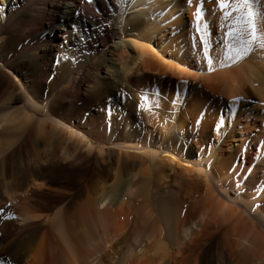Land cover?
<instances>
[{
  "label": "bare ground",
  "instance_id": "1",
  "mask_svg": "<svg viewBox=\"0 0 264 264\" xmlns=\"http://www.w3.org/2000/svg\"><path fill=\"white\" fill-rule=\"evenodd\" d=\"M85 2L0 0V61L29 69L46 47L90 53L93 70L76 71H87L78 87L85 93L93 87L92 96L103 104L112 97L107 105L115 110L120 104L139 110L144 129L126 126L138 153H124L104 173L97 166L90 189L70 197L67 210L29 209L30 192L51 188L39 180L43 165L73 167L94 150L65 131L79 88L75 97L59 90L52 96L58 120L37 119L44 94L27 74L32 89L0 109V214L8 212L21 226L17 238L0 246V256L13 264H264V49L231 66L217 62L209 72L192 48L199 42L191 23L199 0H93L87 9ZM214 8L215 0H204L215 41L221 33ZM83 37L95 41L84 44ZM104 70L112 71L113 82L100 78ZM117 87L121 98L114 96ZM23 147L34 167L13 183L8 162ZM98 152L101 158L104 151Z\"/></svg>",
  "mask_w": 264,
  "mask_h": 264
},
{
  "label": "rangeland",
  "instance_id": "2",
  "mask_svg": "<svg viewBox=\"0 0 264 264\" xmlns=\"http://www.w3.org/2000/svg\"><path fill=\"white\" fill-rule=\"evenodd\" d=\"M85 3L87 4V2ZM86 4H84L85 5L84 7L87 9L88 4L87 5ZM29 9L25 12H31V9L30 10ZM23 15L25 14L23 13L21 17ZM34 17H37L38 19V16H32V15L30 16L26 15L25 18L29 20L31 18V20H33ZM97 18L102 22V24L107 26L110 25V22L108 21L107 17L103 16L102 18V15L99 16L97 15ZM28 28L29 26H25L26 31H28L27 35H29L31 32L30 29ZM36 29L41 30V26H38ZM93 38L94 37H83L81 38V40L82 43L88 44L95 41ZM66 41L71 42V38L66 37ZM109 45H112L111 41ZM103 47L104 46H101L100 48L101 51L105 53ZM39 52L40 55L42 56V59L39 62L40 64L39 63L37 65L34 64L29 69L22 67V65L18 67L17 63L14 66L15 62L10 59H7L6 61L3 62L0 61V65H1L0 66V109L2 108L1 107L2 103L9 98H13L12 99L13 101L16 99H17L16 101H18V99L20 100L23 99L22 98L23 95H25V93H27L29 89H32L29 86L28 82L26 81L27 79L31 78L33 82H35L34 90H38L39 92H43L44 94V99L42 100L43 102L40 100L41 102L38 103L40 104V106H42L41 110L39 112L34 113V115H36L35 118L45 119L49 117L54 120H58L59 113L56 110H54L53 107L51 108L49 104L52 102V96H54V94L57 93L59 90L65 95L67 96L69 95L68 97H75L77 96V90H78L77 88H79L80 90V92H78L79 100L76 99L74 101L73 112L68 116H66L65 131L67 129L68 132L74 133L78 137H84L85 141L93 145V150H94L91 153V155L90 154L84 155V158H86V156L88 155L87 156L88 160L84 159L85 160V161L83 160L84 163L82 161V163H79L78 165L73 167L65 166L60 163H55V165L51 169H49L48 164L42 166L45 170H40L41 178L39 180L45 181V183L49 185V187L51 188L40 191H33V193L30 192L27 198L28 201L27 207L29 209L31 208L32 211L36 210L35 213L51 214L54 210L59 208V206L62 207V205L67 210L68 205L70 203L69 201L70 197L72 196L74 197L78 193L85 194V191L90 189L89 188L90 181L93 178L94 173L95 172L98 173L97 166H99L100 172L104 173L109 166L111 168L115 167L119 157L120 158L121 156L123 157L126 153L133 154L134 152L135 154H137L138 152H135V150L131 149L132 145L134 144L128 142L127 140L128 137L126 133V128H127L126 126L133 125L138 129H144L146 123L143 120V117L139 112V110L138 111H136L135 109L130 110L128 108L125 109L122 106V104H120L116 108V110L115 107H108L107 104L108 103L111 104L113 99L112 97L106 98L108 99L107 104L105 103L103 104V101L98 102V100H96V98L92 96L93 91L90 90L91 88H93L91 86L94 85L95 80L91 82L90 85L91 88L88 89L86 93L84 92L86 90L84 86L81 85L78 87L79 78L85 76L87 74L86 73L87 71H83L85 70L84 68L82 71L85 73L84 75L83 74L79 75L80 77L77 76L75 73H77L76 71L79 72V70L84 66H87V68H89L87 60H88V55L90 57V53L84 52L83 54L75 56L71 51L68 52L66 50L65 52H56L47 47L46 49L44 48L43 51L41 50ZM97 58H92V62H96L99 59ZM58 60L59 63H57ZM9 64L12 65L10 66ZM89 69L93 70L92 67ZM90 72L93 73V71ZM110 72L112 73V71H106V70L102 71V73L100 74V78L101 79L107 78L109 79L108 82L111 80L113 82L115 80L114 78L115 76L111 75ZM27 74H29L30 76L29 78H27L26 76ZM73 78L75 79V81L73 80ZM69 81L71 82V84ZM61 83L62 84L64 83L65 85L64 84L62 85ZM67 85L70 86V89L69 86ZM72 85H74L73 86L74 88L71 87ZM117 89L118 87L116 88L115 91H113L114 96H118L119 98H121L120 97L122 95L121 88L120 91L119 89L117 91ZM73 91L76 93H74ZM22 103L21 102L15 103L14 106L23 105ZM46 105L47 108L45 109ZM131 111L134 112L132 113L133 120H130L128 124L126 119L130 116L129 114L131 113ZM50 123L51 122L49 121L48 124ZM127 146L128 147L131 146V147L128 148ZM24 148L25 147L18 150L14 154L12 159L8 162V168H9L8 172L9 174H11L12 177V178L10 177L9 180H11L13 183L17 181V179L18 181L23 179L25 177L27 170L29 168L31 169L32 167H34V159L32 157H28L29 150L28 148L25 149ZM98 150L104 151L102 155L103 158L99 157L100 154ZM188 152H189V148H187L184 151L183 156H185ZM162 155L169 158L177 159V157H175L171 153H166ZM101 159L103 161H100ZM184 159L186 158L184 157ZM184 159H182V161L178 159V161L184 162ZM29 163L31 164L29 165ZM18 223L19 221H17L16 217L11 216L8 212L0 214V246H2L6 241L15 239V237L17 238L18 234L16 228L21 227L20 224ZM10 263L13 264L6 257L0 256V264H10Z\"/></svg>",
  "mask_w": 264,
  "mask_h": 264
},
{
  "label": "snow or ice",
  "instance_id": "3",
  "mask_svg": "<svg viewBox=\"0 0 264 264\" xmlns=\"http://www.w3.org/2000/svg\"><path fill=\"white\" fill-rule=\"evenodd\" d=\"M92 3L93 0H86ZM111 2V0H109ZM193 0H187L192 5ZM216 8L213 14L219 12V30L221 35L213 40L209 23L205 19L204 0H199L192 13L193 30L198 37V44L193 43L192 48L197 60L207 65L209 72L219 62L221 67L234 65L250 56L256 49H264V3L262 0H215ZM214 44L217 49L214 54ZM59 63V60L57 61ZM187 84V82H183ZM238 97L229 104L242 100ZM223 118L219 125H223ZM218 125V126H219ZM237 195L242 185L236 184ZM3 209H0L2 212ZM11 218V217H9Z\"/></svg>",
  "mask_w": 264,
  "mask_h": 264
}]
</instances>
